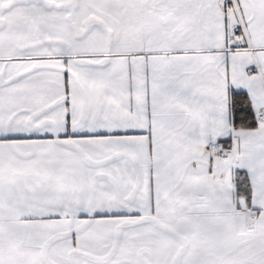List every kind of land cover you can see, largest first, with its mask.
<instances>
[{
  "label": "snow or ice",
  "instance_id": "snow-or-ice-1",
  "mask_svg": "<svg viewBox=\"0 0 264 264\" xmlns=\"http://www.w3.org/2000/svg\"><path fill=\"white\" fill-rule=\"evenodd\" d=\"M0 264H264V0H0Z\"/></svg>",
  "mask_w": 264,
  "mask_h": 264
}]
</instances>
